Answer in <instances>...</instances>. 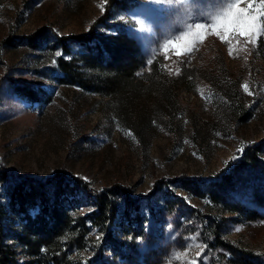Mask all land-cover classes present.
<instances>
[{"label":"rangeland","instance_id":"374dc122","mask_svg":"<svg viewBox=\"0 0 264 264\" xmlns=\"http://www.w3.org/2000/svg\"><path fill=\"white\" fill-rule=\"evenodd\" d=\"M106 1L0 0V33L12 28L15 34H22L40 24L59 34L85 32L102 14ZM217 3L218 0L171 4L116 0L108 23L135 37L147 58L161 56L170 75L177 74L182 63L196 67L217 65L220 69L224 64L222 83L226 78L236 79L240 88L233 107L221 103L206 81L200 80L192 93H181L184 109L174 120V130L160 126L149 143L141 146L131 131L110 117L103 98L59 84L53 89L51 101L37 109L0 84V162L10 175L43 180L61 170L81 176L99 189L120 182L131 197H138L149 193L156 180L181 176L208 179L227 170L245 144L264 139V58L256 48L264 36L254 43L231 35L222 41L209 30L190 54L178 56L174 48L164 51L162 47L166 39L187 31V25L210 23V16L219 10L215 8ZM138 21L145 23L144 30L138 28ZM107 28L101 23L96 25V29L108 33L111 28ZM16 58L17 54L0 45V60L14 64ZM14 72L15 78L52 85L43 77ZM245 83L248 92L244 91ZM244 111L246 119L239 120ZM193 115L198 116L196 127L192 126ZM246 191L239 190L237 196H244ZM243 199L246 208L256 209L257 213L228 215L222 234L233 243L256 250L257 258L249 259L250 264H264V204L254 203L249 197ZM166 200L169 203L165 205ZM151 204L155 209L161 207V211L152 215L149 204L142 203L141 215L146 218L143 232L128 236L126 260L121 261L119 255L113 259V253L121 250L111 248L100 249L101 258L91 253L90 260L95 264H188L196 259L197 264H230L231 255L210 245L195 216L201 201L169 183L166 195L159 201L152 197ZM31 211L36 212L37 207ZM62 264L87 263L83 257L79 263L68 259Z\"/></svg>","mask_w":264,"mask_h":264},{"label":"trees","instance_id":"16d2710c","mask_svg":"<svg viewBox=\"0 0 264 264\" xmlns=\"http://www.w3.org/2000/svg\"><path fill=\"white\" fill-rule=\"evenodd\" d=\"M115 4L116 0H107L102 14L85 32L59 34L40 24L22 34L12 28L0 33L1 47L17 54L14 64L0 60V84L37 109L51 101L59 84L103 98L110 117L131 131L141 146L149 143L160 126L174 130V120L184 109L181 93H192L200 80L206 81L221 103L234 106L240 88L236 79L226 78L222 83L224 64L220 69L182 63L180 71L170 75L161 56L147 58L135 37L108 23ZM98 23L111 28L110 32L96 29ZM256 48L264 58V38ZM14 71L43 77L52 85L15 78ZM192 117L196 127L198 116ZM246 117L244 111L238 119ZM263 155L264 139L247 143L229 168L215 177L156 180L149 193L138 197H131L120 182L99 189L61 170L43 180L16 179L0 162V264H62L68 259L79 263L83 257L87 264H95L89 255L101 258L99 250L106 248L121 250L112 258L119 255L124 261L128 236L143 232L142 203L149 204L152 215L160 212L161 207L155 209L151 200L166 195L169 183L201 201L195 216L210 245L226 250L230 264H250L249 259L257 258L256 250L224 238L222 227L228 215L257 213L246 208L243 198L264 204ZM239 190H247L243 198L237 196ZM35 207L37 211L32 212Z\"/></svg>","mask_w":264,"mask_h":264},{"label":"snow or ice","instance_id":"6c2138e0","mask_svg":"<svg viewBox=\"0 0 264 264\" xmlns=\"http://www.w3.org/2000/svg\"><path fill=\"white\" fill-rule=\"evenodd\" d=\"M154 2L171 4L182 3V0H154ZM242 4L246 6L242 7ZM215 8L219 10L210 16V23L197 22L187 25V31H182L180 36L166 39L162 45L164 51H168L172 47L178 56L190 54L196 50L195 43L202 41L204 34L209 30L222 41H227L231 35L236 38H245L247 42L254 43L259 36H264V0H218ZM137 26L140 30L146 28L143 21H138ZM232 51L230 47V55ZM148 63L151 64L152 61L149 60ZM243 88L245 92L249 91L247 83ZM193 246L196 245L189 247ZM198 258L199 253L197 254ZM188 264H197V260L193 259Z\"/></svg>","mask_w":264,"mask_h":264}]
</instances>
